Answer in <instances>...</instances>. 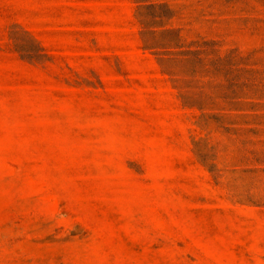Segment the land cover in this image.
Segmentation results:
<instances>
[{"label": "rangeland", "instance_id": "obj_1", "mask_svg": "<svg viewBox=\"0 0 264 264\" xmlns=\"http://www.w3.org/2000/svg\"><path fill=\"white\" fill-rule=\"evenodd\" d=\"M0 264H264V0H0Z\"/></svg>", "mask_w": 264, "mask_h": 264}]
</instances>
